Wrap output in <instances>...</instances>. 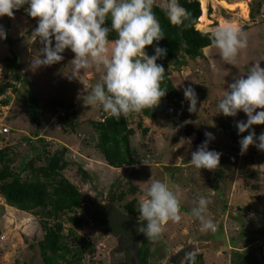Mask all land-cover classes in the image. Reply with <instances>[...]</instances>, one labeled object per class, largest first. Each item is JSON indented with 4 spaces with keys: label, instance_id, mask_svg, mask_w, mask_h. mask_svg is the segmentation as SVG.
Here are the masks:
<instances>
[{
    "label": "rangeland",
    "instance_id": "1",
    "mask_svg": "<svg viewBox=\"0 0 264 264\" xmlns=\"http://www.w3.org/2000/svg\"><path fill=\"white\" fill-rule=\"evenodd\" d=\"M205 1L209 24L196 27L211 33L222 23H231L246 35L247 47L241 49L231 63L224 61L213 45L203 50V57L187 58L185 65L168 63L165 68L182 100L175 105L166 95L162 97L155 107L156 119H149L141 112L129 115L130 124L135 129L132 144L138 154L134 166L125 168L107 164L95 146L97 135L88 122L101 120L106 114L99 105L89 106L84 99L100 80L102 70H82L72 79L70 61L74 53L70 49L62 54L64 59L61 62L31 70V57L39 56L42 47L30 35L36 26V18L27 16L24 8L15 11L11 18H0V25L7 32V38L0 40V60L14 52L20 68L19 76L9 67L8 71L3 68L7 74L4 76H10L9 82L13 83L17 79L20 93L31 90L41 105V121L37 125L31 118V111L21 101L15 103L18 95L13 93L12 86L8 87H12L8 89L12 92V100L7 125L12 131L0 139V149H9L7 154L15 159V166L30 159L32 152L28 139L35 135L45 138L52 151L68 149L66 157L71 164L63 174L81 190L84 196L81 214L87 220L77 232L95 246V252L86 255L85 264H117L112 255L116 250L115 240L96 230L93 201L103 207L116 206L122 210L123 203L135 199L139 207L144 198L143 190L148 186L145 182L150 177L165 182L175 192L181 219L168 221L162 233L151 242V250L162 246L164 256L151 258L149 264H169L167 261L171 256L179 255H183L179 262L183 264L185 253L196 252L203 253L205 264H238L235 250L248 251L249 264H264V152L249 146L241 155L238 143L241 136L237 134L235 123L246 121V115L239 112L236 117H226L217 110L218 101L233 78L243 75L254 63L264 67V0ZM164 3L165 0H154L153 5L162 6ZM251 11L253 17H250ZM7 39H11L12 44L6 42ZM188 86L194 88L198 97L196 112L188 111L189 104L183 95V88ZM53 100L74 103V117L80 123L76 133L62 130L57 116L58 112L67 110L61 105L53 110L50 105ZM139 122L149 128L147 135L142 134L143 127L138 126ZM252 129L258 136L264 131V125H253ZM205 132L215 136L209 149L230 159L225 162L221 177L190 164L191 153L205 140ZM242 135H248V132ZM41 162L43 159L38 160L37 165ZM80 166L90 174L88 180L82 179ZM132 187L135 192L131 194ZM120 189L130 191L127 200L114 202L113 195ZM85 191H94L96 197ZM200 196L209 201L206 217L213 220L214 231L202 230L200 221L191 215ZM129 217L134 221L142 220L138 211L135 216L138 220ZM0 236V264H43L39 241L43 239L44 231L40 218L8 205L1 195Z\"/></svg>",
    "mask_w": 264,
    "mask_h": 264
},
{
    "label": "clouds",
    "instance_id": "2",
    "mask_svg": "<svg viewBox=\"0 0 264 264\" xmlns=\"http://www.w3.org/2000/svg\"><path fill=\"white\" fill-rule=\"evenodd\" d=\"M154 0H0V18L13 17L14 12L24 8L27 16L36 18L31 30L42 46L40 55L31 57L29 68L61 62L66 49L74 53L70 61L71 77L75 79L82 70H102V76L86 94L89 106L99 105L104 113L119 119L130 113L157 107L166 95L160 82L165 73L157 60L166 55V49L154 48V55L145 51L154 41L164 39L165 34L152 11ZM27 5V7H24ZM161 10L175 26H186L189 13L179 0H165ZM111 22L110 27L105 21ZM116 33L110 41L109 33ZM7 38V32L0 25V40ZM212 45L220 52L221 58L231 63L238 52L247 47L246 35L231 23L217 26L210 35ZM1 69L0 77L9 82L6 72ZM188 101L189 112H196L198 97L193 87L183 88ZM260 109V111H257ZM217 110L226 117H236L243 112L247 119L235 123L240 154L249 146L264 152V131L257 136L253 125H264V67L254 63L243 75L233 78L217 104ZM248 132V135H242ZM205 140L191 153L190 164L197 169L214 170L219 166L221 153L209 149L215 139L211 132L204 133ZM134 166V165H133ZM144 198L138 207L139 226L137 231L148 239L157 238L168 222H178L180 204L175 192L163 181L150 179L145 182ZM84 193L96 197L94 191ZM209 201L200 196L191 215L200 221L202 230H215L212 219L206 217Z\"/></svg>",
    "mask_w": 264,
    "mask_h": 264
},
{
    "label": "trees",
    "instance_id": "3",
    "mask_svg": "<svg viewBox=\"0 0 264 264\" xmlns=\"http://www.w3.org/2000/svg\"><path fill=\"white\" fill-rule=\"evenodd\" d=\"M179 4L190 14L189 19L185 22L186 26L170 24L161 10L162 6L153 5L152 11L156 15L165 37L159 42L154 41L152 45L146 46L145 49L149 56L154 55V48L157 46L167 50L166 55L157 60V63L163 65L165 69L160 86L162 89L167 90L166 96L175 105H179L182 97L173 84L170 74L165 68L166 65L168 63L185 65L187 64V58L203 57V50L212 46L211 33L202 32L196 27L202 14L200 1L179 0ZM22 10L23 8L18 11ZM250 17H253V11H251ZM110 25L111 22L106 20L105 26L110 27ZM116 38L114 31L109 33L108 39L110 41H114ZM6 42L12 44L11 39H7ZM1 65L4 67H1ZM8 67L19 76V58L14 52H12V56L0 60V68H5V71H8ZM17 83V79L15 84H12L0 77V95H5L1 103L7 104L12 100V95L7 93L8 87L12 86L13 93L18 95L17 98H19L15 103L21 101L31 111L32 120L39 125L41 121L39 99L35 94L30 93L31 90L30 92L27 91L28 93H20ZM73 104H64L56 100L50 101L53 110H56L58 105L65 107L67 110L63 113L58 112L57 116L58 122L65 133H76L80 124L74 117ZM141 113L149 119L157 118L156 108L144 109ZM130 114L119 119L105 114L101 120L88 121L97 135L95 146L103 154L109 166L123 168L133 166L137 161L138 152L132 144L135 129L130 124ZM138 126L143 127L142 122H139ZM148 132V127L142 128L144 136ZM5 136H0V139L5 138ZM36 140L38 141L36 142ZM28 144L32 155L29 160L17 166L14 165L15 159L7 154L9 149L7 147L0 149V162L2 165L0 168V195L8 205L21 211L32 212L40 218L41 227L44 231V237L39 241L43 264H85L83 261L86 255L94 253L95 246L77 232V229L85 226L87 220L81 214L84 202L81 190L63 174V171L71 164L66 157L68 149L65 147L62 150L55 149L52 151L50 143L38 135L29 138ZM40 159H43V162L37 165ZM225 162H230V159L223 155L220 158L219 166L212 170L215 177L222 176ZM78 169L83 180L90 178V174L81 166ZM130 191L132 194L135 189L132 187ZM130 191L120 189L119 192L114 193V202L127 200ZM93 203V219L100 220V222L102 220V222L109 224L105 220L106 215L103 214L106 207L98 205L95 201ZM137 207V202L133 199L123 203L121 208L128 216H133L138 220L135 217ZM120 231L121 229L117 227L115 233ZM153 240L146 238L144 235L137 237L135 240L140 264H149L151 258H162L164 256L162 246L151 250L150 245ZM233 244L235 246L236 242L233 241ZM247 252L235 250L238 264H249ZM185 257L183 264H205L204 255L201 252L185 253Z\"/></svg>",
    "mask_w": 264,
    "mask_h": 264
},
{
    "label": "flooded vegetation",
    "instance_id": "4",
    "mask_svg": "<svg viewBox=\"0 0 264 264\" xmlns=\"http://www.w3.org/2000/svg\"><path fill=\"white\" fill-rule=\"evenodd\" d=\"M103 214H105L106 217L103 215L101 216L105 217L106 222L108 221L109 224L102 222V220L101 223L100 220L94 219L95 226L98 227L96 230L107 235L108 238H113L115 240L116 250L112 251V255H114L117 264H131V247L135 244L137 237L143 235L137 231L139 222L131 219V217L116 206H107ZM117 227L121 229L119 233H115ZM181 258H183V255H179V257L171 256L167 262L169 264L175 262L179 264Z\"/></svg>",
    "mask_w": 264,
    "mask_h": 264
},
{
    "label": "built area",
    "instance_id": "5",
    "mask_svg": "<svg viewBox=\"0 0 264 264\" xmlns=\"http://www.w3.org/2000/svg\"><path fill=\"white\" fill-rule=\"evenodd\" d=\"M0 73H1V69H0ZM7 80L9 81V79ZM7 93L12 95L11 90H8ZM4 97L5 95L3 94L0 95V136L1 137L11 132V128L7 125V121H6L9 115L10 102L7 104H2L1 101L4 100L3 99Z\"/></svg>",
    "mask_w": 264,
    "mask_h": 264
},
{
    "label": "bare ground",
    "instance_id": "6",
    "mask_svg": "<svg viewBox=\"0 0 264 264\" xmlns=\"http://www.w3.org/2000/svg\"><path fill=\"white\" fill-rule=\"evenodd\" d=\"M201 4H202V14L199 18V21H198L199 23L197 24L198 28H202V27L206 26L207 24H209V20H208L207 15H206V1L201 0ZM243 8H244V13H245L246 9L244 6H243Z\"/></svg>",
    "mask_w": 264,
    "mask_h": 264
},
{
    "label": "water",
    "instance_id": "7",
    "mask_svg": "<svg viewBox=\"0 0 264 264\" xmlns=\"http://www.w3.org/2000/svg\"><path fill=\"white\" fill-rule=\"evenodd\" d=\"M131 248H132V251H131V264H140L139 260H138V257H137L135 244H133Z\"/></svg>",
    "mask_w": 264,
    "mask_h": 264
},
{
    "label": "crops",
    "instance_id": "8",
    "mask_svg": "<svg viewBox=\"0 0 264 264\" xmlns=\"http://www.w3.org/2000/svg\"><path fill=\"white\" fill-rule=\"evenodd\" d=\"M123 168H125V167H123Z\"/></svg>",
    "mask_w": 264,
    "mask_h": 264
}]
</instances>
